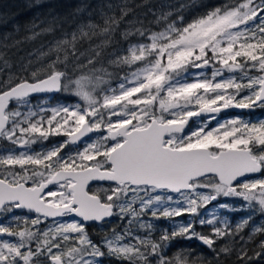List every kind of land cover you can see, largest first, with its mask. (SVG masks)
Listing matches in <instances>:
<instances>
[{
	"label": "snow or ice",
	"instance_id": "obj_1",
	"mask_svg": "<svg viewBox=\"0 0 264 264\" xmlns=\"http://www.w3.org/2000/svg\"><path fill=\"white\" fill-rule=\"evenodd\" d=\"M31 7L45 11L26 25L11 21L15 34L23 27L24 40L61 35L38 57L48 62L31 72L33 61L13 60L11 50L22 41L13 32L0 36V139L15 146L0 151V213L36 214L15 217L12 223L24 224L16 231L0 224V236L14 238L0 240V264H34L41 257L47 264H103L105 256L117 264H187L164 251L177 239L200 241L220 264L233 247L217 248V242L239 234L256 213L264 216V120L236 117L210 127L226 109L264 108V0H229L188 23L182 16L169 22L171 13H163L156 20L166 25L161 31L136 18L128 0L78 5L72 16L81 19L70 30L57 0H33ZM9 22L0 16V25ZM117 36L127 47L114 48L110 63L128 71L116 87L100 68L89 78L98 92L76 81L83 104L31 103L33 95L71 91L69 64L83 41L100 39L91 65L119 44ZM204 114L208 120L186 131L191 117ZM89 133H100L99 139L80 149ZM52 136L66 139L32 150ZM69 145L78 150L67 152ZM100 182L107 187L94 190ZM219 197L240 203L218 207L249 213L234 229L227 218H202L200 209ZM149 212L154 219H190L152 239L153 224L144 219ZM113 217L126 225L122 232L112 229L94 242L90 222ZM205 225L210 232L196 230ZM257 233L264 234V223L249 239ZM239 258L251 259L243 248Z\"/></svg>",
	"mask_w": 264,
	"mask_h": 264
},
{
	"label": "trees",
	"instance_id": "obj_2",
	"mask_svg": "<svg viewBox=\"0 0 264 264\" xmlns=\"http://www.w3.org/2000/svg\"><path fill=\"white\" fill-rule=\"evenodd\" d=\"M101 2H110L113 4H117L120 3L121 0H57V3L60 5L58 11L60 12L61 16L67 18V23L64 25V28L70 30V26H73L75 21L81 19V16H72L73 10L78 5L87 3L91 4V6L95 8ZM228 2L229 0H128L129 5L133 7L135 17L142 20L144 24L147 27H150L153 31H161L166 26L163 23H156L157 17H159L163 13H171L169 22H171L172 20H176L179 16H182L185 23H188L195 18L205 14L210 9ZM32 3L33 0H0V16H6L10 21L6 26L0 25V36H3L8 32H13L14 25L13 23H11V21L14 20L21 25H26L45 11V9L42 8L31 7ZM132 18L133 16L132 14H130L126 19ZM137 26L139 27V25ZM122 30L123 28L121 29V31ZM13 35L15 39H19L22 41V43L19 45L18 50L15 48L11 50L13 54V60L19 61L21 63H27L29 60L33 61L34 63L29 68V72H31L36 70L37 68L42 67V65L48 62L47 57L43 59H38V57L40 56L41 52H46L53 40L59 38L61 34L60 32H57L55 36L43 35L35 40H24L23 38L25 35H27V33L25 32L24 28L21 27L19 33L15 34L13 32ZM116 39L117 41H119V44L109 45L101 52V55L91 65L88 64V59L95 56V52L92 51V48L95 44H98L100 42V39L94 38L92 41L85 40L80 45H78V59L72 60V62L69 64V68L72 70L70 72L71 78L89 79L93 77L95 69L104 68L108 73H110V75L106 76L105 79L110 81L111 87H116L120 81V77H122L128 71L126 67L113 65L110 63L111 60L115 59V57L111 55L114 48H116L117 46L123 48L127 47V43L120 40L119 36H117ZM131 42L134 43L135 41L133 40ZM21 58H23L22 61ZM95 75H99V73L95 72ZM99 90V88L93 89V94L94 92H98ZM45 96L47 95L32 96L30 97V100L39 99ZM49 97L50 98L48 100V103L50 105H53L55 103H72L75 98V96L70 95L68 91L57 92L55 94L49 95ZM13 103L14 102L10 103V107ZM259 114L260 116H264V109L259 110ZM64 140V136H52L49 138V140L43 141L41 143L42 147L47 148L51 146L52 142L56 144L58 142L62 143ZM6 148H9V144L6 143V141H4L3 139H0V150ZM66 151L74 153L75 151H77V146L69 145ZM18 212L24 211L22 209L14 210L12 213ZM8 215L9 213L0 214V222L4 221L3 224L5 225L11 224L13 229L19 228L20 225L12 223L14 219L9 218ZM185 220L186 218L182 216L181 222H184ZM152 224V235H155V233L159 232L166 225V223L162 219H153ZM125 226L126 225L124 223L115 222L107 224V226L102 230H98V226H95L94 229L89 227L88 231L93 241H95L96 243H100L106 236L112 234V229L122 231ZM196 230L198 232L207 233L211 231V228L208 225H205L203 227L197 226ZM153 238H155V236ZM221 240L217 242V248L222 246ZM178 241L182 240H174L164 249L169 259L176 258L175 254H177V249H184V245H180V248H178L176 244ZM186 241H192L191 250L196 253V260L192 264H207V261L209 260L213 261V264H215L216 257L206 245H203L200 241L195 239ZM180 254L182 255V257L183 255H185L184 260L186 261V256H188V253L185 251H181ZM247 257L251 259L246 258L242 263L264 264V261H260L257 256H248L247 254ZM106 261L108 262V264H117V262L110 257L107 258ZM219 261L220 264H223L222 255L219 257Z\"/></svg>",
	"mask_w": 264,
	"mask_h": 264
},
{
	"label": "rangeland",
	"instance_id": "obj_3",
	"mask_svg": "<svg viewBox=\"0 0 264 264\" xmlns=\"http://www.w3.org/2000/svg\"><path fill=\"white\" fill-rule=\"evenodd\" d=\"M252 74L255 75L257 73L253 72ZM77 80H81L80 87H82L84 91L93 93L94 85L91 82H89V79H87V78H84V79L71 78V83L69 84V87H70L71 91H68V93L70 95L75 96V98H74L72 103H55L53 105H50L48 103V100L50 98L49 95H47L45 97H41L39 99L31 100V103L33 105H37V104H40V103H46L50 107H55L56 105H75L77 103L83 104L81 96H79L77 94V91H76L77 90V84H76ZM65 83H68V82L66 81ZM15 107H16V105H15V103H13L10 108L11 109H15ZM255 109H256L255 111L258 112L259 110H262L264 108L256 107ZM208 116L209 115H206L202 119L195 118L193 120L192 124L190 125L191 127H190L189 130H195L196 128L200 127L206 120H208ZM236 117H239L240 119L245 120V121H251L252 123H259L260 121L264 120V116H260V115L258 116L255 113L253 114V116L251 118L243 116V115L238 114V113H235V114H232V115H221V114H218L217 117H216V120H213L211 122L210 127H216L217 126V121L222 123V122H224L226 120H230V119H233V118H236ZM99 136H100V133H94V134L90 135L89 137L85 138L83 140V142L79 143V148L82 149L83 146H84V143H92L93 141H96L97 139H99ZM65 139H66V137H65ZM4 141H6V140H4ZM6 143L9 144V148L15 147L14 145H12L11 143H9L7 141H6ZM59 143H61V142H58L56 144H59ZM53 144H54V142H52L51 146H49L47 148H51ZM33 145L34 146L36 145V146L34 147ZM33 145L31 147H32V150L34 152H39L42 149H47V148L42 147V143L41 142H38V143L33 144ZM77 150H78V148H77ZM0 151H2V150H0ZM92 187L95 190V189H98V188H101V187H107V185L106 184H93ZM239 203L240 202L238 200H235V199H232V198L219 197L216 201H212L207 206H205L204 208L200 209V212L202 214V218H204V219H212L213 215H215L218 219H221V220L224 219V218H227V220L232 224L233 229H234L235 225L237 223H239L240 220L242 218L246 217L249 213L246 210H244V211H232V210H229V209H223V208L218 207V205H220V204H230V205H233V207H235V208H239ZM23 211L24 212H18V213L10 212L8 217L11 218V219H14L15 217H20L21 221H23V219L26 218V217L30 218V217H33V216L36 215L35 213H29L28 211H25V210H23ZM0 214H4V213H0ZM6 214H8V213H6ZM184 217L186 218V220L184 222H186L188 219H190V217H188V216H184ZM181 218L182 217L161 218L166 223V225L159 232L155 233V235H152L151 238L152 239H158L159 236L162 234V232L164 230H167V231L171 232L172 229H173V225L176 224V223H180L181 222ZM114 219L115 218H113V220ZM144 219L146 221L150 220L151 223H152L154 218L151 217V213L149 212L144 217ZM154 220H157V219H154ZM3 222L4 221L0 222V224H3ZM110 222H112V221H107V222H105L103 224L97 225L98 226L97 229L98 230L104 229L107 226V224H109ZM261 223H264V216H261L259 213H256L253 216L252 222L247 227H245L239 234H237L234 237H231L227 241H225V244L226 243H230L232 247H238V248H243L246 245H249L250 247L253 248L252 244L253 243H259V241H257V239L260 238L262 234L257 233L251 239H249V236L252 233L253 227L254 226H259ZM95 226L96 225H92L91 228L94 229ZM166 226H168V227H166ZM20 227H24V224L22 222L20 223L19 228ZM19 228L13 229V230L14 231L19 230ZM119 231H121V230H119ZM138 234L147 235L146 231L143 230V229H140ZM110 236H111V234L108 235V237H110ZM154 236H155V238H153ZM13 239L14 238L8 237L6 235L0 236V240H13ZM177 240H185V239H177ZM222 240H224V239H222ZM223 245L224 244H222V246ZM239 253H240V251H235L234 252V254L236 256H239ZM183 257H184V255H183ZM107 258H109V257L105 256L103 258V264H108V262L106 261ZM259 259H260V261H262L261 258H259ZM34 264H47V261L43 257H41V258L35 260Z\"/></svg>",
	"mask_w": 264,
	"mask_h": 264
},
{
	"label": "flooded vegetation",
	"instance_id": "obj_4",
	"mask_svg": "<svg viewBox=\"0 0 264 264\" xmlns=\"http://www.w3.org/2000/svg\"><path fill=\"white\" fill-rule=\"evenodd\" d=\"M43 95H46V94H43ZM255 110H256L255 108L254 109H240V110H237V111L226 110V111L220 112L219 114H221V115H232V114L238 113V114H241L243 116L251 118L254 113L256 115H258V116L260 115L258 113L259 111L257 112ZM206 115H209V114H206ZM206 115L191 118L189 123H188V125L186 126V131H188L190 129V127H191L190 125L192 124V122H193V120L195 118L202 119ZM92 134H94V133H92ZM92 134H90V135H92ZM94 184H103V183L100 182V183H94ZM113 218H115V219L113 220ZM113 218H111L108 221H112L110 223H115V222L124 223L118 217H113ZM103 223H105V222H103ZM103 223H101V222H90V226L89 227H91L92 225H96L97 226V225H100V224H103ZM262 240H264V234H262L261 237L257 239V241H259V243H253L252 244L253 248L250 247L249 245H246L245 247H243V249L246 250L248 256L249 255L250 256H257L258 258H261L262 261H264V250H262L260 248V242ZM225 241H227V240H221V243L225 244ZM191 242L192 241L188 242L186 240H182V241H178L176 243L178 248H180V245H184L185 246L184 249H177V251H176L177 254H175L176 258L177 257H181V258L184 259L185 255H184V257H182L180 252L181 251L187 252L188 253V256H186L187 264H192L196 260V257H195L196 253L191 250V247H192V243ZM240 249H242V248L233 247V252H232L231 255H228V256L222 255L223 264H243L242 263L243 261L239 258V256H236L234 254L235 251H240ZM257 253H262V254L258 256Z\"/></svg>",
	"mask_w": 264,
	"mask_h": 264
},
{
	"label": "water",
	"instance_id": "obj_5",
	"mask_svg": "<svg viewBox=\"0 0 264 264\" xmlns=\"http://www.w3.org/2000/svg\"><path fill=\"white\" fill-rule=\"evenodd\" d=\"M55 93H57V92H53V93H48V94H46V95H52V94H55ZM38 95H43V94H38ZM38 95H33V96H38ZM193 110H195V109H193ZM226 110H231V111H237V110H240V109H238V108H229V109H226ZM226 110H224V111H226ZM204 115H206V114H204ZM203 116V115H202ZM194 117H197V116H194ZM191 118H193V117H191ZM190 118V119H191ZM190 119H189V121H190ZM90 134H92V133H89L88 134V136L90 135ZM87 138V137H86ZM85 138H83V140H84ZM23 210V209H22ZM25 211H27V210H25Z\"/></svg>",
	"mask_w": 264,
	"mask_h": 264
}]
</instances>
